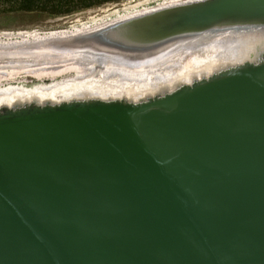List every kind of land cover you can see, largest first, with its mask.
Returning <instances> with one entry per match:
<instances>
[{"label": "water", "instance_id": "water-1", "mask_svg": "<svg viewBox=\"0 0 264 264\" xmlns=\"http://www.w3.org/2000/svg\"><path fill=\"white\" fill-rule=\"evenodd\" d=\"M241 22L264 0L158 6L103 38ZM0 264H264V56L136 103L1 108Z\"/></svg>", "mask_w": 264, "mask_h": 264}, {"label": "bare ground", "instance_id": "bare-ground-1", "mask_svg": "<svg viewBox=\"0 0 264 264\" xmlns=\"http://www.w3.org/2000/svg\"><path fill=\"white\" fill-rule=\"evenodd\" d=\"M187 1L205 0L179 3ZM112 22L41 35L24 33L19 38L16 34L18 40L0 41V109L87 99L136 103L141 101H133L138 96H161L264 56L262 23L222 24L132 49L103 38V29ZM8 69L12 77L26 71L52 81L30 87L3 85ZM67 74L74 76L63 78Z\"/></svg>", "mask_w": 264, "mask_h": 264}, {"label": "rangeland", "instance_id": "rangeland-1", "mask_svg": "<svg viewBox=\"0 0 264 264\" xmlns=\"http://www.w3.org/2000/svg\"><path fill=\"white\" fill-rule=\"evenodd\" d=\"M10 1L12 0H0V41L18 40L20 34L24 33H28L29 36L41 35L59 31L81 29L84 27L93 26L95 24L107 23L112 21L114 22L116 20H120L139 13L141 12V10L144 11L146 9L153 7L155 8L157 6L169 5L173 3L171 1H174L173 4H178L183 0H127L118 3L103 4L101 6L90 8L84 11H79L73 14L58 16L49 15L44 12L10 11V6H12V3H10ZM2 34L6 35L4 36ZM16 34L19 36H17ZM7 36L9 37L8 39L5 38ZM10 72L11 70L8 69L7 74L10 76L7 75L6 78L3 79L1 84L30 87L37 84H48L52 81H50L48 78L37 79V77L33 76L32 73L26 71H24L22 74L14 73L15 75L13 74L12 77ZM70 76L74 75L67 74L63 78ZM60 79L61 78L57 80ZM153 95H147V97H152ZM138 97V99H133V101H139L146 98V96ZM122 98L127 97L122 96Z\"/></svg>", "mask_w": 264, "mask_h": 264}, {"label": "trees", "instance_id": "trees-1", "mask_svg": "<svg viewBox=\"0 0 264 264\" xmlns=\"http://www.w3.org/2000/svg\"><path fill=\"white\" fill-rule=\"evenodd\" d=\"M127 0H12L10 11L44 12L49 15H69L103 4Z\"/></svg>", "mask_w": 264, "mask_h": 264}]
</instances>
